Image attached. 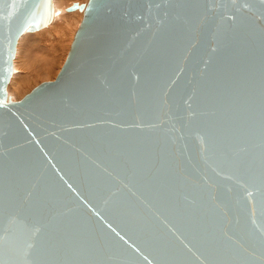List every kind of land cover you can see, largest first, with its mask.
Listing matches in <instances>:
<instances>
[{"label": "water", "instance_id": "95a60500", "mask_svg": "<svg viewBox=\"0 0 264 264\" xmlns=\"http://www.w3.org/2000/svg\"><path fill=\"white\" fill-rule=\"evenodd\" d=\"M53 81L7 97L51 0H0V264H264V0H89Z\"/></svg>", "mask_w": 264, "mask_h": 264}, {"label": "rangeland", "instance_id": "374dc122", "mask_svg": "<svg viewBox=\"0 0 264 264\" xmlns=\"http://www.w3.org/2000/svg\"><path fill=\"white\" fill-rule=\"evenodd\" d=\"M88 1L89 0H80V1L78 0H65V1L64 0H52L54 4L60 5L62 6V8L65 9L63 13V16L66 17L65 25H69V28L64 31L65 41H64V45L62 46L63 47L62 52L60 51V53L63 54L64 57L60 59L59 62H56L54 66H52V68H51V65L49 66L48 64L45 63L44 58H45L46 53L44 52L46 50L42 49L43 48L42 44H45V42L47 41L46 39L47 37L45 34L49 28L46 29L45 27L38 31L32 32L36 34H31V35L32 36L36 35V36L32 37L31 39L22 38V37L20 38V40L18 39L17 45H16L15 57H14L13 64H12V67L14 66L15 73L13 74H15V78L14 79L12 78L13 77V74H12L9 83H12L13 85L12 87H9L10 84L8 83V86H7V89H8L7 97L11 101L13 102L20 101L25 95L30 93L39 84L43 82L53 81L56 78L58 71L62 67L61 64L65 60V57L67 56L70 50V46L72 44L75 33L79 29L80 24L82 22V21H79L80 17L83 19V16H84V15L81 16V13L84 14L83 9L81 10L78 8L76 11L68 12L67 8L70 7L74 3L77 4L78 6H80L81 4L86 6ZM74 15H76L79 19L77 17H76L77 19L74 18L73 17ZM43 41L45 42L43 43ZM41 49L44 52H42ZM42 53L44 55L43 61H41V57L43 56ZM43 63L45 64V66ZM48 67L52 69L48 78H45V79L43 77L35 78V76H32L28 79L29 82L28 81L24 82V72L26 71V69L35 70L36 72H40L41 70L46 69ZM19 89L21 90V92Z\"/></svg>", "mask_w": 264, "mask_h": 264}, {"label": "bare ground", "instance_id": "6f19581e", "mask_svg": "<svg viewBox=\"0 0 264 264\" xmlns=\"http://www.w3.org/2000/svg\"><path fill=\"white\" fill-rule=\"evenodd\" d=\"M78 1H80V0H78ZM54 2H56V1H54ZM51 3H52V8H53L51 20L48 21V22H46V24L44 26H42V27H40V28H38L37 30H34V31H38V30L43 29L45 27H46V29L49 28L48 31H46V34H45L46 37H47L46 38L47 41L46 42L43 41V43L45 42V44H42V47H43L42 49L43 50H46V51L44 52L42 49L41 50H42V52L46 53L45 58H44L45 63L48 64L49 66L51 65V68H52V66H54V64L56 62H59V60L64 57V55L61 54L60 51L62 52V48H63L62 46L64 45V41H65V33H64V31L69 28V25H65L66 24V17L63 16V13H64V10L65 9L62 8V6H60V5L54 4L52 2V0H51ZM83 15L84 14L81 13V16H83ZM73 17L76 18L77 16L74 15ZM79 21H82V18L81 17H80V20ZM34 31H30V32L29 31H25V32H23V34H21L18 37V39L20 40L21 37L22 38H29V39H31L32 37H35L36 36V35H34V36L31 35V34H36V33H32ZM18 39H17V41H18ZM17 41H16V45H17ZM15 51H16V46H15ZM42 55H43V53H42ZM14 57H15V55H14ZM43 57H44V55L41 57V61H43ZM66 57H65V59H66ZM13 60H14V58H13ZM13 60H12V64H13ZM64 61L62 62L61 65H63ZM44 66H45V64H44ZM51 68L48 67L46 69L41 70L40 72H36L35 70H27L26 69V71L24 72V82L25 81L27 82L28 79L30 77H32V76H35V78L36 77H43L44 79L45 78H48L49 75H50V72L52 71ZM13 73H15L14 72V66L12 67V74ZM12 74H11V76H12ZM11 76H10V78H11ZM10 78H9V81H10ZM12 78L13 79L15 78V74H13V77ZM24 82H22V83H24ZM22 83H21V85H22ZM9 84H10L9 87H12L13 84L12 83H9ZM7 86H8V84H7ZM18 87H17V89H18ZM7 91H8V89L6 87V93H7ZM20 92H21V90H20Z\"/></svg>", "mask_w": 264, "mask_h": 264}]
</instances>
